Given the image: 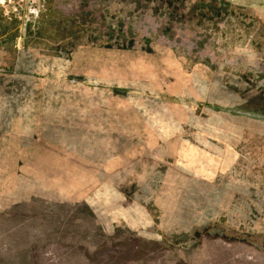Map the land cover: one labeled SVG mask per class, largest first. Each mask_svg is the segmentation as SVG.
<instances>
[{
    "label": "rangeland",
    "instance_id": "1",
    "mask_svg": "<svg viewBox=\"0 0 264 264\" xmlns=\"http://www.w3.org/2000/svg\"><path fill=\"white\" fill-rule=\"evenodd\" d=\"M0 264H264V0H0Z\"/></svg>",
    "mask_w": 264,
    "mask_h": 264
}]
</instances>
